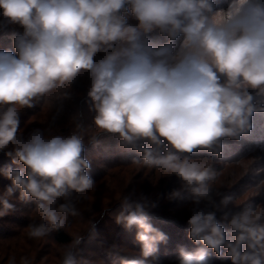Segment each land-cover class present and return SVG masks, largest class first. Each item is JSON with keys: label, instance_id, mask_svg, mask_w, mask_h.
I'll return each instance as SVG.
<instances>
[{"label": "clouds", "instance_id": "obj_1", "mask_svg": "<svg viewBox=\"0 0 264 264\" xmlns=\"http://www.w3.org/2000/svg\"><path fill=\"white\" fill-rule=\"evenodd\" d=\"M10 24L22 31L10 33L11 48H0V152L11 161L0 167L10 181L0 192V218L16 210L13 198L32 201L39 222L27 236L38 240L80 215L77 202L96 186L84 135L34 128L25 136L20 115L54 91L72 99L69 89L87 73L89 127L98 130L90 142L114 137L136 153L126 156L131 163L179 179L168 199L191 194L187 235L197 247L178 245L175 264H214L213 253L230 264H264V209L247 203L225 211L222 223L201 206L233 202L212 187L217 172L206 161L264 112V0H226V7L220 0H0V29ZM203 149L213 155L193 158ZM148 206L146 197L123 198L115 223L134 232L139 255L119 254V264H150L168 242ZM89 234L97 236L96 223ZM84 240L73 237L61 264H91L77 258Z\"/></svg>", "mask_w": 264, "mask_h": 264}, {"label": "rangeland", "instance_id": "obj_2", "mask_svg": "<svg viewBox=\"0 0 264 264\" xmlns=\"http://www.w3.org/2000/svg\"><path fill=\"white\" fill-rule=\"evenodd\" d=\"M225 1L226 0H220V4L224 6V3H226ZM129 18L132 19L131 16H129ZM11 26L12 29L15 28L13 31H22V29H20L18 25ZM1 32L8 33V31L5 29L1 30ZM0 48H3L1 44ZM81 81L86 84V87L90 86V80L87 73L86 78L84 76ZM79 102L80 101H76L75 104H73L74 102L71 103L69 100L68 105H80ZM254 103H256V101H254ZM84 107L85 109H87L86 105ZM253 117H255L256 120L255 122L251 121L253 123L252 130H256L258 129V127L260 128V130L262 128L260 135L256 134L257 136L253 137V135L256 133L253 132L251 135L247 134L242 136L239 141L231 140L228 138H224L222 141L224 143L222 148V155H226L225 157L230 156V154H232V152H234L236 149H241L243 147L246 148L251 145L256 148L252 149L250 153H246L239 165L233 160L226 162V160H222L218 157H213L212 160L206 161V163L211 164V166L217 172L216 179L210 182L212 184V187L214 189L222 191L224 195H230L233 197V202L230 203L227 208H222L220 210H217L211 206L201 205L202 207H205L206 211H215L218 220H221V217L223 216V213L225 211H237L239 207H243L247 203H252L255 207L259 209H264V149L258 150V145H256L255 143V140H258L259 138V140L264 141V120L260 118V115L258 113H254ZM91 118L92 117H88L87 115H85V112L83 113V120L91 121ZM257 124H259V126H256ZM30 125L31 124L28 123L26 129L31 128ZM95 130L97 131V129ZM99 144H101V146L105 145L103 147L104 149L106 147L110 148L113 142L111 140L104 139L100 141ZM109 148H106L107 150L105 149L100 152H96V158L99 160L108 161L110 159L119 157V153L116 156L113 150H108ZM124 150V155L126 156L129 154L136 155V153H129L128 150L123 148L122 151ZM201 151L202 150L196 151V153L199 152L203 154L201 157H206L204 156L205 152L209 154L212 153L207 149H203V151L205 152ZM193 158H200V156H195ZM107 171L105 175H103L96 181V186L86 193V199L90 203H92V201H94L95 203H102L103 201L105 203L106 201H108V198L100 199L97 196H100L99 193L103 190L106 191L107 186H109L111 190H114V198L111 201L115 203L119 202L120 200L123 202V198L125 196H130L133 200H139L142 197H146L148 204L152 202L161 205L164 209L163 212L166 214H170L174 217H176L177 213H181L180 216L191 215L190 210L193 205L191 200V194L188 191H182L180 197L168 199L169 194L173 190L179 189L181 186V182L177 177L169 176L168 174L164 173L162 170L159 169L148 168L145 167L143 164L133 163L117 165V167L110 168V170ZM252 174H255V176L252 177ZM3 179L5 178L3 177ZM244 179L248 180L245 181ZM219 199V197H216L217 204L219 203ZM88 201L86 202L82 198L77 202V208L79 212H81L80 210H84V208L88 207V205L90 204ZM13 202L16 205V210L6 217H9L11 221H18L23 219L24 214H26L25 206L28 205V201L26 203V201L21 202L13 198ZM88 209L92 210L90 208ZM118 211L119 209L111 211V216L114 219L115 214ZM98 215L99 211H95L94 216ZM70 220H73V222H68V226H66V229L71 232L73 237L77 235H82L79 227L85 226L87 225V223L81 222V220H79V218L77 219V217H70L69 221ZM79 222H81L82 224H77ZM221 222L223 221L221 220ZM13 227L14 226L10 224V228ZM99 228H102L105 232L107 231L108 227L106 224H104L101 225ZM160 230L166 233L167 236H169V228L164 227ZM114 233L116 234L114 237L117 238L118 244L119 242H122L124 245H126L127 243V246L132 244L135 248H139L138 245L134 243V232L129 233L124 231V235H122L117 233V231L115 230L113 231V234ZM175 234L177 238H173L172 236L171 239L173 240H170L172 243H175V246H170V248L160 246L157 257L149 258L150 263L151 261L159 263L165 255L170 254H167L168 252H171L172 255H177V246L185 244L186 241L183 240H185V236L188 237V230H181L179 232H176ZM87 241V245L90 243V246H92V239H88ZM67 245H57L51 243L47 240V238H42L38 240L29 239L26 232L23 230L21 231L19 237H17L16 239H8L3 244L0 243V264H8V260L12 256L16 257L17 264H19L21 257H27L32 262V264H61L63 250ZM120 247V250L122 251L121 253H123L124 255H139V249L135 250L131 247ZM188 248L192 249L191 247ZM82 250H85L84 246H82ZM114 251L116 250L114 249ZM88 256H90V254H88ZM108 259L111 264H118V259L117 261L113 260L111 257H109ZM99 263L107 264L105 263V261H101Z\"/></svg>", "mask_w": 264, "mask_h": 264}, {"label": "trees", "instance_id": "obj_3", "mask_svg": "<svg viewBox=\"0 0 264 264\" xmlns=\"http://www.w3.org/2000/svg\"><path fill=\"white\" fill-rule=\"evenodd\" d=\"M224 6L226 7V3H224ZM129 21L132 23L135 22L134 20L130 18H129ZM3 29L7 30L8 33H2L3 31L1 32V30ZM14 29L15 28L12 29L11 25H8L7 27L0 29V44L2 45L3 48H11L12 41L10 38V33L13 32ZM154 39L156 38L154 37ZM84 74L78 77L75 84L71 87V89H69L72 93V99H70V102L71 103L74 102L73 104H75L76 101H80L79 102L80 105H74V106L68 105L69 100L59 99L58 98L59 93L54 91L47 98L37 103L36 107L21 111L20 132L25 136H27V134L31 132L34 128H42L45 130H50V134L69 135L72 132H81V134L84 135V142H85V147H86L85 156L86 158L90 159L92 162V167L90 169V175L94 178L95 181H97L99 178L105 175L106 171L110 170V168L117 167V165L128 164V163H131V161L126 157V155H124L125 150L122 151L123 148L120 147L118 140L115 139L114 137L109 136L108 134H99L98 139L99 141H102L104 139L111 140L113 144L110 146V148L109 147H106V148H109L108 150H113L116 156L119 153V157L110 159L108 161L107 160L103 161V160H99L96 158V152H100L102 150H105L106 148L103 149L105 145L104 146L103 145L101 146V144L94 145L90 142L91 137L98 134V130L96 131L93 127H89L91 125V121L83 120L84 112H85V115H87L88 117H92V113L89 112L88 110V103H86L87 91L89 87H86V84L81 81L84 78V76L86 78V73ZM83 105L84 106L86 105L87 109H85ZM256 113H258L260 115V118L264 120V112H256ZM255 120L256 118L252 117V122L253 121L255 122ZM28 123L31 124L30 125L31 128L26 129V127L28 126ZM77 124L82 125V129H78ZM256 126H259V124H257ZM261 131H262V128L260 130V128L258 127V129L256 130L251 129V131L248 134L251 135L253 132H256L253 135L254 137V136H257L256 134L260 135ZM259 139L255 140V143L256 145H258L257 149L261 150V149H264V141H261ZM252 149H256V148L253 147V145L248 146L246 148L243 147L241 149H236L228 157H225L226 155H221L223 157H218V158L222 160H226V162L233 160L239 165L240 162L242 161V158L245 156V154L248 152L250 153ZM201 152H205V151L202 150ZM205 153H204V156L213 155V153H210V154L209 153L205 154ZM202 155L203 154L199 152L198 153L194 152L192 154L193 157L195 156L201 157ZM10 163H11L10 159L7 158L2 152H0V167L10 164ZM13 167H16V165H13ZM254 176L255 174H252V177ZM244 180L247 181L248 179H244ZM9 184H10L9 180L3 179V177H0V192H3L5 186ZM113 192L114 190L113 189L111 190V188L107 186L106 191L103 190L102 192L99 193L100 196H97L98 198L100 199L108 198V201H106L105 203L104 201L102 203H95L94 201L90 203L86 199V196H85L86 194H84L83 200L86 202L88 201L90 204L88 205V207L84 208V210L83 209L80 210L81 211L79 212L80 215L75 216V218L76 217L77 219L79 218L81 222L87 223V225L79 227L81 230V234L85 235L84 236L85 240H84V243L80 245L81 247L76 249V254H77L78 259L81 257H84L88 259L91 262V264H100L99 262L101 261H105V263L111 264L108 261L109 257L117 261L116 257L119 254H123L121 253L122 251L120 250L121 248L120 246H123L125 248L131 247L135 250L139 249V248H135L132 244L128 246H127V243L126 245H124L122 242H119L118 244L117 238L114 237L116 234L115 233L113 234V231L116 230L117 233L124 235L125 230L123 229L122 226L116 224L115 219L111 216V211H114L116 209L120 210L121 204H122L121 200H120L121 202L119 201L117 203L111 201L114 198ZM18 195L19 193L17 191L15 193V196H18ZM151 204L153 203L152 202L149 203V206L146 207V211H148L150 216L152 217L153 225L157 228L159 227L158 229H161L164 227L169 228L168 237L170 238L168 239V242L166 244L162 243L160 246L167 247V248L168 247L170 248V246H175V243H172L170 240H173L171 239L172 236L173 238H177L175 234L176 232H179L185 229L189 231L187 220L189 219L190 215L180 216L181 213H177L176 217H174L170 214L164 213L163 212L164 209L161 205L154 203L156 206L152 207ZM33 206H34L33 202L29 200L28 205L25 206L26 214H24V218L21 220L11 221L9 217L0 218V243L1 244H3L8 239L9 240L16 239L17 237H19L21 231L23 230L27 234V230H28L27 226L30 223L39 222V215L38 213L32 210ZM88 208L92 210H89ZM95 211H99L98 216H94ZM69 222H73V220H70ZM81 222L77 224L81 225L82 224ZM93 223H96L97 233H98L95 238H92L89 234L91 225ZM222 223H226V222L223 221ZM10 224H12L14 227L10 228ZM104 224H106L108 227L107 231L105 232L103 231L102 228H99L101 225H104ZM44 238H47L48 241H50L51 243L57 244V245H67L72 241L73 236L71 232H69L66 228H64L59 231H54L49 236L44 237ZM88 239H92V246H90L91 245L90 243L87 245ZM184 239L185 240L183 241H186L184 244L185 246H188L191 248L197 247V245H194L193 242L190 239H188V237L185 236ZM82 246L85 247V250H82ZM114 249L116 251H114ZM88 254H90V256H88ZM167 254L169 255H165L164 258L159 263H156L155 261H151L150 264H175L174 257L176 255H172L171 252H168ZM213 260H214V264L230 263V260H224L222 258H217L215 257V255H213ZM118 264H119V261H118Z\"/></svg>", "mask_w": 264, "mask_h": 264}]
</instances>
